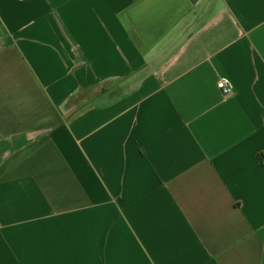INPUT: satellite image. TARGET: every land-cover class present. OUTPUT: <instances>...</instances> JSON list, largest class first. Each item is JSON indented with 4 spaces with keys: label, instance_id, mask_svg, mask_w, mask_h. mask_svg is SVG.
I'll return each mask as SVG.
<instances>
[{
    "label": "crops",
    "instance_id": "0c3cea01",
    "mask_svg": "<svg viewBox=\"0 0 264 264\" xmlns=\"http://www.w3.org/2000/svg\"><path fill=\"white\" fill-rule=\"evenodd\" d=\"M259 155L264 0H0V264H264Z\"/></svg>",
    "mask_w": 264,
    "mask_h": 264
},
{
    "label": "built area",
    "instance_id": "2783aa9c",
    "mask_svg": "<svg viewBox=\"0 0 264 264\" xmlns=\"http://www.w3.org/2000/svg\"><path fill=\"white\" fill-rule=\"evenodd\" d=\"M218 88L223 92V94H231L233 91L232 84L227 79H221L218 82Z\"/></svg>",
    "mask_w": 264,
    "mask_h": 264
},
{
    "label": "trees",
    "instance_id": "16d2710c",
    "mask_svg": "<svg viewBox=\"0 0 264 264\" xmlns=\"http://www.w3.org/2000/svg\"><path fill=\"white\" fill-rule=\"evenodd\" d=\"M258 159L264 165V156L263 155H259Z\"/></svg>",
    "mask_w": 264,
    "mask_h": 264
}]
</instances>
